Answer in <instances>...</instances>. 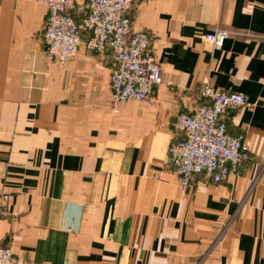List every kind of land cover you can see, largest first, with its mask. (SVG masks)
I'll list each match as a JSON object with an SVG mask.
<instances>
[{
  "label": "crops",
  "instance_id": "crops-1",
  "mask_svg": "<svg viewBox=\"0 0 264 264\" xmlns=\"http://www.w3.org/2000/svg\"><path fill=\"white\" fill-rule=\"evenodd\" d=\"M47 13L0 0V245L23 264H264V0H139L132 29L163 81L117 108L111 54L50 61ZM216 29L218 47L203 40ZM205 84L246 94L225 119L250 158L184 188L167 147Z\"/></svg>",
  "mask_w": 264,
  "mask_h": 264
},
{
  "label": "built area",
  "instance_id": "built-area-1",
  "mask_svg": "<svg viewBox=\"0 0 264 264\" xmlns=\"http://www.w3.org/2000/svg\"><path fill=\"white\" fill-rule=\"evenodd\" d=\"M138 1L85 0L78 6L74 0H44L48 13L42 35L50 61L65 64L81 44L99 54H111L112 108L128 100L152 97L163 81L151 36L132 29L131 11ZM229 34L226 29H216L205 33L203 40L218 47ZM199 99L202 102L193 112L175 116L174 128L179 135L167 147V163L178 173L184 188L195 175L215 184L227 180L250 158L246 141L227 131L225 119L228 112L248 103L246 94L205 84ZM0 264L23 262L10 247L0 245Z\"/></svg>",
  "mask_w": 264,
  "mask_h": 264
}]
</instances>
